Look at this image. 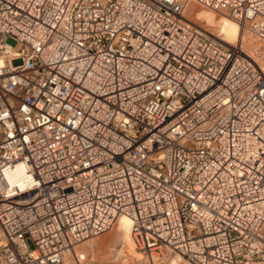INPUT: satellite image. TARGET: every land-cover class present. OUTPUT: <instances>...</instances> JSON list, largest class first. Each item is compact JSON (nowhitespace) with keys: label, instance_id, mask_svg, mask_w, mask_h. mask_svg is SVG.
Segmentation results:
<instances>
[{"label":"built area","instance_id":"built-area-1","mask_svg":"<svg viewBox=\"0 0 264 264\" xmlns=\"http://www.w3.org/2000/svg\"><path fill=\"white\" fill-rule=\"evenodd\" d=\"M188 3L264 45V0H0V264L119 214L151 264H264V72Z\"/></svg>","mask_w":264,"mask_h":264},{"label":"rangeland","instance_id":"rangeland-1","mask_svg":"<svg viewBox=\"0 0 264 264\" xmlns=\"http://www.w3.org/2000/svg\"><path fill=\"white\" fill-rule=\"evenodd\" d=\"M183 16L193 24L212 34L219 32L217 26L221 18L224 17L222 14L205 9L194 3H189L185 7ZM243 33L249 37L255 47L249 48L250 45L246 47L243 46V44L241 49L245 52L249 51L252 53L256 63L264 72V46L258 43L246 29H243ZM237 38L238 37H236V41H241L240 37L239 39ZM129 238L131 239L130 234ZM129 238L125 241L123 234L117 231L115 223L109 230L76 245L74 251L84 256V260L82 259L80 264H90L94 261L108 262L109 264H151L150 259L144 254H139L133 244H131L132 246L129 245ZM131 247L133 249H131ZM167 257L166 255L162 256V253L156 257L155 254L152 255V259H154L156 264H187L184 260L174 262V256L170 259ZM64 264L75 263L72 259H67Z\"/></svg>","mask_w":264,"mask_h":264},{"label":"bare ground","instance_id":"bare-ground-1","mask_svg":"<svg viewBox=\"0 0 264 264\" xmlns=\"http://www.w3.org/2000/svg\"><path fill=\"white\" fill-rule=\"evenodd\" d=\"M182 15H183V12H182ZM217 29H218L219 32H215L214 34H212V33L211 34L214 35V36H216L221 42H223L226 45H234V43H235V44L239 45L240 49H241V47H243V46H246L247 47L248 45H250L249 48H254L255 47V45L252 44V42L249 39V37L243 33V29H246V28L243 27L241 24L237 23L236 21L232 20L231 18L225 16V15L219 21L218 26H217ZM236 37H238L237 39H239V37H240V40L241 41H239V42H238V40L236 41ZM243 52L246 55H248L249 57H251L256 62L255 58L252 56V53H250L249 51H247V52L243 51ZM2 65H4V60H3V57L0 56V66H2ZM115 223H116L117 231H119V232H121L123 234L124 239L126 241L127 238H129V234H130V227H131V219H130V217H128L125 214H119V215L116 216V218H115V220H114V222H113L112 225H114ZM130 241H131V239L129 238V243H130L129 245L133 244L132 241L131 242ZM131 249H133V248L131 247ZM161 253H162V256H165L166 255V256H168L167 258H169V259L172 256H174V259H173L174 262H178V261L184 260L187 264H190L183 257H181L178 253L171 252V251H168V250H163ZM139 254H140V252H139ZM74 255L76 257V259L74 260V263L75 264H78L79 261L81 263L82 259L84 260L83 254H78L77 252L74 251ZM156 256H158V255H155V257ZM152 264H156L154 262V259H152Z\"/></svg>","mask_w":264,"mask_h":264}]
</instances>
